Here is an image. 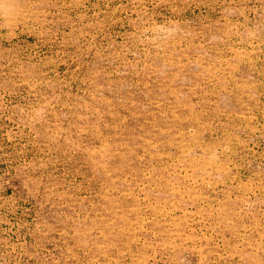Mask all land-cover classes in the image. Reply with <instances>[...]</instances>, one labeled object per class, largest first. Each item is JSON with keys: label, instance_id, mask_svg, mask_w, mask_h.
<instances>
[{"label": "rangeland", "instance_id": "obj_1", "mask_svg": "<svg viewBox=\"0 0 264 264\" xmlns=\"http://www.w3.org/2000/svg\"><path fill=\"white\" fill-rule=\"evenodd\" d=\"M0 264H264V0H0Z\"/></svg>", "mask_w": 264, "mask_h": 264}]
</instances>
